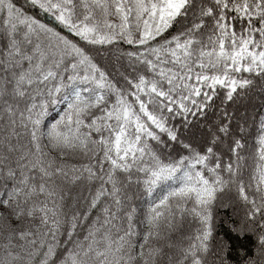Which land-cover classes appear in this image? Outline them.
<instances>
[{"label":"snow or ice","instance_id":"6c2138e0","mask_svg":"<svg viewBox=\"0 0 264 264\" xmlns=\"http://www.w3.org/2000/svg\"><path fill=\"white\" fill-rule=\"evenodd\" d=\"M0 264H264V0H0Z\"/></svg>","mask_w":264,"mask_h":264},{"label":"trees","instance_id":"16d2710c","mask_svg":"<svg viewBox=\"0 0 264 264\" xmlns=\"http://www.w3.org/2000/svg\"><path fill=\"white\" fill-rule=\"evenodd\" d=\"M20 2L23 3V0H20ZM213 118H214L213 115H212V114H209L208 119L211 120V119H213Z\"/></svg>","mask_w":264,"mask_h":264}]
</instances>
